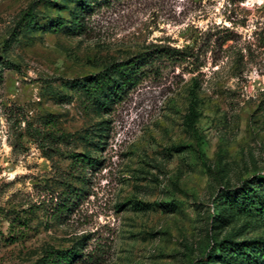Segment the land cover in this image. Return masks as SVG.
<instances>
[{"label": "rangeland", "instance_id": "374dc122", "mask_svg": "<svg viewBox=\"0 0 264 264\" xmlns=\"http://www.w3.org/2000/svg\"><path fill=\"white\" fill-rule=\"evenodd\" d=\"M79 2L0 0V264H201L264 241L222 199L264 174V0H110L83 35ZM155 48L172 57L88 97Z\"/></svg>", "mask_w": 264, "mask_h": 264}, {"label": "trees", "instance_id": "16d2710c", "mask_svg": "<svg viewBox=\"0 0 264 264\" xmlns=\"http://www.w3.org/2000/svg\"><path fill=\"white\" fill-rule=\"evenodd\" d=\"M108 2L110 0H80L78 4L80 11L78 14H73L74 16L70 24L72 30L78 35L85 34L84 16L93 13L95 8L99 7L100 4ZM20 21L25 24L33 22V13L30 8L22 14ZM62 24V22H57L55 25L56 27H61ZM171 57V52L166 49L155 48L124 63L111 65L104 73L87 80V84L84 86L86 94L90 98H95L105 88L116 87V83L119 86H122L124 83L134 84L143 74L145 67L152 65L161 58ZM117 77H120L118 81L115 80ZM194 114L195 110L192 104L188 121H190V118ZM74 158L80 163H91L90 159L86 157L75 155ZM222 199L229 201L230 209H239L241 211H248L249 209L251 211L254 209L258 216L264 217V174L258 180L242 185L233 196L225 193ZM249 252H252L253 255L250 256ZM78 257L80 256L78 250L75 248L68 250H54L50 248L44 251L39 264H73ZM212 257H218V262L222 264H264V241L251 240L219 243L216 246V250L214 249L210 255H206L207 264H212ZM201 262V264L206 263L203 260Z\"/></svg>", "mask_w": 264, "mask_h": 264}]
</instances>
